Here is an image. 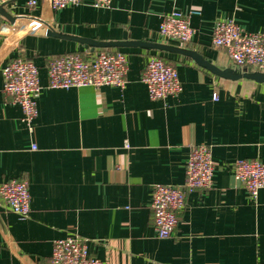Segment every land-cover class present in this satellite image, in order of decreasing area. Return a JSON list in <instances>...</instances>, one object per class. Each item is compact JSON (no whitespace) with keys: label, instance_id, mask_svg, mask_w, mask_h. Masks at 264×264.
<instances>
[{"label":"crops","instance_id":"1","mask_svg":"<svg viewBox=\"0 0 264 264\" xmlns=\"http://www.w3.org/2000/svg\"><path fill=\"white\" fill-rule=\"evenodd\" d=\"M13 0L7 11L26 26L112 43L167 42V15L189 16L188 46L219 68L238 69L212 46L219 21L264 32V0H113L96 8H52L51 0ZM197 13V14H192ZM85 49L67 39L29 35L0 16V186L27 181L31 213L7 211L0 196V264H50L56 241H84L104 264H264V190L252 200L235 179L237 160L264 162V84L221 79L180 54L124 52L129 73L118 87L49 88L50 60ZM151 56L174 66L183 91L149 98L141 77ZM23 57L39 68L38 117L28 126L4 94L3 70ZM207 145L215 167L211 189L189 192L173 236L159 238L151 210L156 185L181 186L192 147Z\"/></svg>","mask_w":264,"mask_h":264},{"label":"built area","instance_id":"2","mask_svg":"<svg viewBox=\"0 0 264 264\" xmlns=\"http://www.w3.org/2000/svg\"><path fill=\"white\" fill-rule=\"evenodd\" d=\"M13 0H0L8 5ZM85 0H51L52 8L62 9L68 5H82ZM113 0H93L96 8H110ZM36 0L27 6L33 9ZM197 14V13H192ZM160 35L167 42L183 46L191 44L197 30L192 27L189 16L180 12L167 15L160 25ZM212 46L226 52L228 59L238 69H252L264 73V32L249 33L233 20L219 21L212 33ZM129 73V61L124 52L108 49L96 53L89 51L69 53L49 61L47 74L49 88L69 89L83 87H118L124 89ZM4 94L23 113V120L32 126L38 117V98L42 90L39 68L31 61L19 57L3 70ZM142 83L146 86L150 100L159 101L176 97L183 91L177 69L159 56H151L143 70ZM215 167L212 152L207 145L192 147L186 163V178L181 186L156 185L152 191L151 210L154 229L159 238L174 235L179 225V215L186 207L189 192L211 189ZM235 179L245 186L252 200L264 190V162L260 160H237ZM0 196L7 211L21 220L31 213V195L27 181L10 180L0 186ZM50 264H104L90 256L84 241L67 238L56 241Z\"/></svg>","mask_w":264,"mask_h":264},{"label":"water","instance_id":"3","mask_svg":"<svg viewBox=\"0 0 264 264\" xmlns=\"http://www.w3.org/2000/svg\"><path fill=\"white\" fill-rule=\"evenodd\" d=\"M0 16L5 18L9 23H11L19 31L25 34L72 40L81 44L87 50L90 49L91 51H94L95 49H109V48H142L148 50H156L160 52L180 54L192 59L199 67L208 70L210 73L221 79L229 80V81H239L245 79V80L254 81L258 84H264V73L253 71L252 69L241 70V69H234L232 67L219 68L210 61L206 60L200 53L191 49L169 45L167 44V42H161V41L158 43L132 42V41H128L127 37L124 36L122 41L105 43V42L94 41L91 39L68 37L66 35H62L61 33L52 31L50 29L32 28L24 25L23 23L19 22L16 19V17L10 14L6 9V5L3 4H0Z\"/></svg>","mask_w":264,"mask_h":264}]
</instances>
